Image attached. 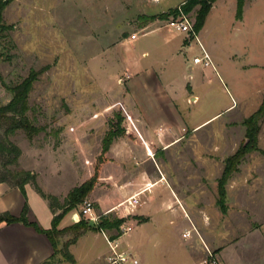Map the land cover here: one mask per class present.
<instances>
[{"label":"rangeland","instance_id":"1","mask_svg":"<svg viewBox=\"0 0 264 264\" xmlns=\"http://www.w3.org/2000/svg\"><path fill=\"white\" fill-rule=\"evenodd\" d=\"M0 2V106L11 99L12 86L35 73L26 115L40 130L32 138L17 130L9 139L21 150L19 168L35 176L31 168L42 172L45 194L55 197L49 200L55 208L63 204L68 187L94 174L101 156L95 185L101 181L102 188L83 200L92 203L100 220L123 218L120 211H102L116 198L107 196L106 188L128 176L109 152L112 141L123 137L135 153L132 167L157 174L144 145L153 147L155 161L190 195L178 220V235L162 240L168 264H194L203 251L208 262L213 257L219 264H264V239L258 232L264 220V115L257 121V149L239 159L223 186V208L218 203L225 160L246 141L244 120L264 99V0H247L240 18L235 0L216 3L198 38L192 31L172 36L164 29L130 43V37L174 19L185 18L193 27L199 5L176 13L183 3L168 9L153 0ZM184 36L189 43L181 46ZM143 51L147 55L140 64L148 74L138 83L137 96L144 103L140 111L130 106L128 61L132 53L140 56ZM195 56L202 58L198 64L193 63ZM153 71L161 72L162 82L177 81L176 107L160 99L149 76ZM187 83L198 95L193 102L186 99L191 95ZM181 127L183 136L160 149L157 132L177 133ZM111 132L103 152L104 138ZM30 184L35 188L37 183ZM163 184L151 195L163 197ZM124 219L116 234L131 224ZM168 221L164 217L161 223ZM186 229L190 235L182 237ZM72 236L66 232L57 237Z\"/></svg>","mask_w":264,"mask_h":264},{"label":"crops","instance_id":"2","mask_svg":"<svg viewBox=\"0 0 264 264\" xmlns=\"http://www.w3.org/2000/svg\"><path fill=\"white\" fill-rule=\"evenodd\" d=\"M157 1H160L162 7L169 9L179 6L187 0ZM220 1L222 0L214 1L210 10ZM246 1H244V4ZM150 28L149 31L127 39L128 43L139 36H145L164 29H170L172 36L181 33L178 30L169 28L165 24H157ZM200 30L195 35L196 38H198ZM186 43H189V41L187 36H184L181 46H184ZM146 55L147 51H143L140 56L132 53L128 61V68L130 70L128 87L132 100L130 106L136 107L140 111L144 107V103L137 96V88L140 79L145 74H148V72L144 73L143 67L140 64L141 58ZM160 75L161 72L153 71L149 73V76L155 79L156 88H159V93L162 94L160 99L176 107L177 81L162 82ZM186 87L191 94L190 96L186 95V99L193 102L198 98V95L193 94L192 86L189 83H187ZM182 92L183 94L186 93L184 90ZM212 117L194 124L191 130L196 129ZM183 131L184 127L178 129L177 133L173 129H168L166 134L158 131L156 143L159 144L160 149L167 148L183 136ZM144 147L146 157H149L153 161L157 174L149 170L139 171L131 166L130 162L132 158H135V153L132 145L125 138L117 137L112 141L109 148L111 157L116 161H120L121 167L125 169L124 171L128 176L106 188L109 191L107 196L114 195L116 198L105 205L102 211H105L104 214L120 211L123 218L128 217V220L131 221L130 225L122 226L123 228L129 227L128 230L119 235H116L115 229L113 231L111 229H86L82 231L75 241L69 243L67 247L74 259V262H69L62 257L61 253L54 255V247L45 233L39 232L33 226L26 225L21 221L10 223L3 221L0 223V264H108L110 257L113 255L112 249L117 253L130 254L131 258L137 260L136 263L129 260L125 264H168L165 254L166 247L163 246L162 240L163 237H168V235L173 237L178 235V220L182 219L185 213V203L190 198V195L187 193V188L178 179V181L176 180V185H174L173 177L169 175L170 172L167 171L165 166L155 161L153 155L154 148L146 144ZM149 152L152 155H149ZM19 163H21V156ZM30 170L36 171V183L44 193H47L44 190L42 172L34 168ZM162 183H164L162 187L163 197L161 195L157 197L151 195L153 189ZM75 186L68 187L65 194ZM100 188H102L101 181L95 185L90 194L94 195L95 191ZM25 191L26 194L24 195L18 187L0 182V214L6 212L13 217H19L24 206L27 205V220L36 223L41 229H49L53 216L59 213L60 209L55 208V212H53L49 200L42 197L30 183L26 184ZM131 196H134L137 200L133 205H128L126 202L121 204V202ZM164 217L169 218L168 224L170 227H168V224L161 223ZM78 221L79 215L76 207L63 215L57 228H66ZM184 232L185 230L181 232L182 237H184ZM258 232L264 239V220L260 223ZM70 238H65L66 240H63L62 237L55 238L57 249H62L63 244ZM149 253L154 255V261H152ZM206 260L205 251H203V253L195 256L194 264H208ZM160 261L162 263H159Z\"/></svg>","mask_w":264,"mask_h":264},{"label":"trees","instance_id":"3","mask_svg":"<svg viewBox=\"0 0 264 264\" xmlns=\"http://www.w3.org/2000/svg\"><path fill=\"white\" fill-rule=\"evenodd\" d=\"M216 0H187L183 3L177 11L186 12L189 11L193 6L199 5V9L196 11L195 23L192 27V33L196 35L198 31L202 28L205 17L210 10L213 2ZM245 0H236V17L240 18L242 13V8ZM2 3L0 2V8ZM35 79V73L30 72L27 77H25L20 83L12 86L10 91L12 92L11 99L4 105L0 106V126H4L3 131H0V182H5L10 186H15L20 189V191L25 195V186L28 183L36 184V176L29 170L19 168L18 158L21 154L20 148L13 143L9 136L13 135L17 130H22L28 138H32L40 130L36 127L26 115L29 107L27 105V98L29 91L31 90L32 82ZM264 115V99L258 109L252 113L248 118L244 120V125L246 126V141L239 147L234 154L230 155L225 160L224 169L222 176L219 181V193L220 199L218 203L223 208V196H224V183L227 178L231 175L232 171L236 169V164L239 159L248 151L257 149V134L259 131V126L257 121ZM113 138V133H108L104 138L105 145L102 149L106 152L108 146ZM103 159L101 156L98 158V163L95 168L94 174L86 181H84L79 186L73 187L64 198L63 204L59 205L58 208L61 211L55 214L52 218L51 227L49 229H41L36 223L29 222L26 218L27 205L24 206L23 211L19 217H13L8 213L0 214V223L5 222H15L21 221L26 225L33 226L37 231L45 233L50 239L54 247V255L56 253H61L62 257L69 261L74 262L72 255L69 253L67 247L69 243L74 242L77 236L86 229H96V230H107L115 229L119 230V226L125 221L124 218H117L115 220L103 219L99 220L97 224L88 222L85 219H80L78 222L63 228L58 229L57 226L59 221L64 214L70 210L76 208L79 203L82 202L83 198L92 191L95 183L97 182L98 170ZM14 166L15 168H11ZM35 189L44 198L48 200H55V197L45 194L40 187L36 184ZM50 207L55 212V205L50 201ZM72 232L73 236L68 239L64 244L62 249L58 250L56 247L57 236L60 234ZM118 232L116 235H119Z\"/></svg>","mask_w":264,"mask_h":264},{"label":"built area","instance_id":"4","mask_svg":"<svg viewBox=\"0 0 264 264\" xmlns=\"http://www.w3.org/2000/svg\"><path fill=\"white\" fill-rule=\"evenodd\" d=\"M155 1H157V0H155ZM168 26H170L173 29L178 30L180 32H191V30H192L190 23L185 18L171 20L168 22ZM203 58L206 59L204 64H208L209 63V56L205 52L204 49H203ZM201 60H202L201 57L196 56L193 58L194 63H199ZM136 201L137 200L134 198V196H131L129 198H126L123 202H121V204L126 202L128 205H133ZM78 212L83 216V218H85V220H87L88 222L93 223V224H97L100 220V217H101V214H96L94 212L93 205L89 200H83L81 202V206H80V209L78 210ZM128 229H129V227L123 228L122 232H125ZM189 235H190V231H188V230L183 233L184 237H188ZM112 252H113V255L110 257V261L108 262V264H125L129 260H132L133 263L137 262V260L131 258L130 254H126L123 252L117 253L113 249H112ZM208 254H209V256L212 255L209 250H208ZM206 262L208 264H219L217 262V260L213 257L209 260V262L207 260H206Z\"/></svg>","mask_w":264,"mask_h":264}]
</instances>
